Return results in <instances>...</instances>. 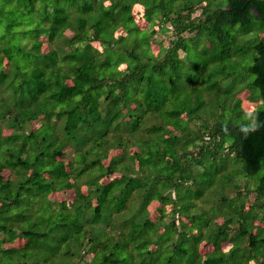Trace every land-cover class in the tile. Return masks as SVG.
I'll return each mask as SVG.
<instances>
[{
  "label": "trees",
  "instance_id": "obj_1",
  "mask_svg": "<svg viewBox=\"0 0 264 264\" xmlns=\"http://www.w3.org/2000/svg\"><path fill=\"white\" fill-rule=\"evenodd\" d=\"M136 4L148 29L133 19ZM254 19L264 22V0H0V264H264L255 225L264 213V39L230 38L236 25L251 33ZM167 24L176 38L154 54L149 43ZM241 89L260 100L254 120L235 97ZM223 152L254 182V197L246 206V194L220 196L206 213ZM71 189L68 208L48 200ZM153 202L170 207L156 221ZM175 216L188 225L176 230ZM17 237L25 247L3 248ZM202 243L212 248L204 260Z\"/></svg>",
  "mask_w": 264,
  "mask_h": 264
},
{
  "label": "rangeland",
  "instance_id": "obj_2",
  "mask_svg": "<svg viewBox=\"0 0 264 264\" xmlns=\"http://www.w3.org/2000/svg\"><path fill=\"white\" fill-rule=\"evenodd\" d=\"M216 1V0H214ZM142 13H143V8L142 6H140L139 4H136L132 7V15H133V19L136 22L137 26L140 29H148V25L146 24V22L144 21V19L142 18ZM200 11L196 10L191 18H196L199 15ZM198 18V17H197ZM252 28L250 29L251 33L247 34V35H242L239 34L237 32H235L238 29V26H234L230 29V38H235L238 36L239 37V41L242 39L241 42H245L248 39H250L252 36H255V34L258 32V38L259 39H264V22L260 21V20H252V23L249 24ZM164 28L166 29L165 31H162L160 33H157L153 39L150 41V49L154 54H157L159 51V48H168L170 46V43L172 40H174L176 38L175 33L173 31V28H171L170 24H167L164 26ZM155 29L157 30L158 28L155 27ZM235 33H237L238 35H236ZM122 33V30H117L115 35H120ZM65 35L70 38L72 36V33L70 31H66ZM184 37H189L192 38V34L189 33H184L183 34ZM243 36V37H242ZM234 39V40H235ZM44 40V38H43ZM238 42V43H241ZM92 46L97 49L100 50V47L98 46L97 43H92ZM194 46V45H193ZM197 49V48H196ZM47 50H49V47L46 43H44L42 45V51L43 52H47ZM192 54V58H195V51L192 50L191 51ZM178 56L179 58H181L182 60H185V55L182 52H178ZM206 56L209 57H215L211 52H208V54H206ZM159 58H163V53L160 54ZM244 64H248V60L243 62ZM119 69H123L124 65H120L118 67ZM237 88H235L236 90ZM249 91L244 89V90H240V91H236L235 92V97L238 98L241 102V108L245 113H249L251 112L257 104L260 103V100L257 102H251L249 99ZM209 100V99H208ZM182 117H185V115H183ZM204 118H206V116L203 115ZM198 121H195V124ZM249 122H251V120L249 119ZM39 123L38 122H33L30 125L27 126L28 130H32V129H36L38 127ZM193 126V125H191ZM11 133V130L7 129V128H3L2 129V135L7 136ZM125 135V134H124ZM134 149L133 148H129L127 149V153H131L133 152ZM64 156L61 157V160L63 161L64 164H66L67 162L72 160V149L69 147H66L64 150ZM121 153L120 149H116L113 151H109L108 152V156H117ZM221 156H223L224 158V163L223 166L220 168V172L217 175V177L215 178V184L214 186L211 187V189H209L206 192V198L205 201L202 203V208L203 210L207 213L210 212V206L212 205L211 203L215 202L216 200L218 201L220 196H224L226 198H231L232 196H234L237 192L241 193L242 195L246 194V206H248L254 197V182L251 179H246L244 176H242L240 174V164L238 162H234L235 160L233 159L231 154H228L226 152H223L220 154ZM104 164H106V161H103ZM221 163V162H220ZM202 171V168L200 169L198 168H193L192 169V173L193 174H197L200 173ZM115 175V174H114ZM113 177L118 176L117 174ZM2 176L4 178H7V176H9L8 172H2ZM225 177H227V179L230 180V182H225V180L227 181V179H225ZM106 180V179H103ZM80 190L83 193H86V189L84 186H82L80 188ZM74 199V191L71 190H64V191H57L52 193L49 197L48 200L53 204V206H55V208H58L59 206H63L64 208H68L70 206V204L73 202ZM94 203V202H93ZM219 203V201L217 202ZM162 206L160 204H158L157 202H153L149 205L148 207V211H149V216L150 219L152 221H156L158 219H160L161 213L162 212H168L170 210V207H164L161 208ZM209 216H211L212 214H208ZM257 221L255 222L256 226H260L264 228V213L261 212H257ZM229 218H233L236 220V217L230 215ZM213 219H215V224H221V222H223V218L219 217L218 215H215L213 217ZM171 220V216H167V219L164 218V221L167 223ZM174 222H175V226H176V230L181 229V224H186L188 225L187 220L181 218V217H174ZM237 223L235 222L233 225L229 226L230 230H229V235L230 237L233 236L237 230ZM195 231L190 230V232L188 234H192ZM222 246V250L224 252H226L229 247H230V243L226 242L221 244ZM23 248L25 247V241L19 237H17L12 244H5L3 245V248ZM212 250L211 246L205 243L200 244L199 246V252H200V260H204L205 256ZM91 258V254H87L84 256L83 261L88 262Z\"/></svg>",
  "mask_w": 264,
  "mask_h": 264
},
{
  "label": "clouds",
  "instance_id": "obj_3",
  "mask_svg": "<svg viewBox=\"0 0 264 264\" xmlns=\"http://www.w3.org/2000/svg\"><path fill=\"white\" fill-rule=\"evenodd\" d=\"M246 118H251L252 120H254L255 119V116H254L253 113H247L246 114ZM257 127H258V125L255 124V123H252V124H242L241 127H240V131L245 136H247L248 133L255 131Z\"/></svg>",
  "mask_w": 264,
  "mask_h": 264
}]
</instances>
